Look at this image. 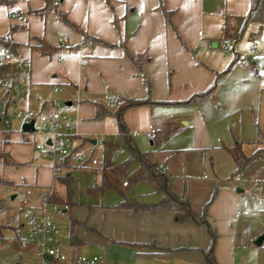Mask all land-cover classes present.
<instances>
[{"label": "crops", "instance_id": "0c3cea01", "mask_svg": "<svg viewBox=\"0 0 264 264\" xmlns=\"http://www.w3.org/2000/svg\"><path fill=\"white\" fill-rule=\"evenodd\" d=\"M225 1L109 0L107 4L105 0H9L6 5L0 4V37L13 26H23L11 34V39L18 44L15 55L18 64L22 62L27 66L10 76L11 55L9 62L2 61L0 56V65L8 64L0 90L6 82L22 73L27 74L25 83L17 89H3L8 93L7 105L11 113L24 118L21 133H35L37 116L50 115L63 102L66 108L62 111L66 113L61 111L60 125L65 132L60 133L78 154H82L79 151L85 148L89 137L102 133L108 124L104 121L108 116L95 119L94 105L105 106L101 100L107 94L118 100L149 99L148 103L128 108L123 114L131 136L136 132L145 137L149 128L158 127L159 120L153 118L155 107L163 106L172 119L171 130L185 131L194 149L208 153L200 172L208 162L214 179L204 181L197 192H192L190 181L186 189L185 179L180 186L174 183L166 165L158 166L150 159L151 163L168 172V189L176 196L187 197L195 213L201 214L206 207L208 224L216 234L213 248L216 264H264V157L236 175V164L229 152L239 146L247 157L263 147L264 20L245 22L249 0L241 1V9L232 2L236 11L221 9ZM45 6L48 10L43 15L33 13ZM157 7L161 10H156ZM262 8L264 18V0ZM53 10L63 13L77 29L60 22ZM216 17L223 20L217 29ZM203 27L207 29L206 35L200 31ZM83 33L87 35L86 40ZM224 41H232L235 51L224 53L233 57L229 62L223 61L226 65L221 70L219 57L214 58L212 53L207 57L203 53L206 45L208 49L221 50L219 45ZM254 50L258 51V57ZM137 56L141 61L139 69L133 63ZM238 58L245 60L244 68L236 66ZM214 83L217 85L212 94L193 100ZM28 112L35 114L33 120L28 121ZM5 115L4 111L0 118L7 120V125L0 128L3 138L6 137L0 153L8 156V163L4 164L0 158V184L25 186L26 190L35 188L31 191L33 205L51 195L58 201L57 205L66 206L59 214L68 216L67 239L64 238L66 232L59 229L53 219L56 211L50 212L58 231L51 242L56 250L66 255L91 257L97 256L90 251V246H95L100 250L98 257L105 264H205L203 253L209 248L211 239L203 225L188 220L177 222L171 212L154 215L147 211L117 209L115 206L119 202L109 206L75 203L70 198L72 193L66 199L56 196L53 190L41 196L38 187L52 189L53 180L60 182L57 177L66 173L53 175L50 160L47 168L30 170L23 166L9 171L8 165L15 166L29 159L27 149L13 146V143L33 141V136L31 139V135L21 134L19 138ZM31 121L33 130H23V125ZM38 128L47 129L42 134V142H36L33 149L38 151L37 146L44 145L51 150V129L42 128L40 123ZM67 137L73 139L68 141ZM103 145L112 147L114 143L105 141ZM38 154L48 159L49 155L44 157L39 151ZM222 160L226 170L215 174L213 166ZM78 162L70 161L68 175L72 185L71 172L79 168ZM6 165L5 173L1 167ZM135 168L136 165L130 172ZM101 174L113 186V176L103 169L100 178ZM185 175L186 169L182 177ZM233 175V180L224 182ZM87 189L88 196L98 194L88 193ZM210 195L211 202L205 204ZM15 197L13 194L11 199ZM127 197L139 201L135 195ZM160 197L161 194L155 201ZM27 226V237L20 236L24 227H19L18 236L13 239L19 247L22 246L18 241L30 235L28 223ZM123 243L141 247H128ZM32 247L38 251L40 259L37 245Z\"/></svg>", "mask_w": 264, "mask_h": 264}, {"label": "rangeland", "instance_id": "374dc122", "mask_svg": "<svg viewBox=\"0 0 264 264\" xmlns=\"http://www.w3.org/2000/svg\"><path fill=\"white\" fill-rule=\"evenodd\" d=\"M241 1L243 0H226L225 4L222 5L221 9L225 8V10L227 11H236V8H232V2H236V4H238L236 5V7H239L241 9ZM156 10L161 9L157 7ZM162 19L164 22L167 21L166 17L164 16ZM214 21L216 23L217 29L219 28V26L222 25L223 20L220 17H216ZM250 25L249 27H251ZM248 29L249 28H246L247 31ZM200 31L203 32L205 35L207 33V29L204 27L200 29ZM247 31L245 33H247ZM224 42L231 43L232 41ZM254 52L255 55L258 57V51L254 50ZM210 53H212V56L214 58H220L219 65L221 66V70H224L226 65L223 64V61L227 59L229 62L232 60L233 57L231 55H228L229 57L225 56L224 52L218 49H212L210 47L208 49L206 45L203 56L208 57ZM10 63L12 64L8 72L10 76H15V74H18L21 70H23V68L27 66V64L24 65L22 62L18 64L17 57L15 56H11ZM13 80L14 79H12L11 81ZM3 89L0 90V118L2 117L3 112L5 111V116L9 119L10 122V128L18 134L19 138L21 134L31 135V139L33 136V141L26 143H13V146H18L27 149V151L29 152V159L15 166L13 164L8 165L9 171H12L14 168V170L20 169L23 166L28 167V169L30 170H35V168L37 167L47 168L50 167V165L47 164L48 160H50L49 162L51 163L52 168L53 161L51 156H46L48 159L41 158L38 154V151H35L33 149V145H35L36 142H42V134L45 133L47 128L38 130L39 122L37 121L35 125V133H21L20 129L23 124L24 118L20 117L18 113H11V108H8L7 105V99L9 98L8 93H6ZM110 95L111 94H107L106 96L111 97ZM104 100L105 99L101 100V102L106 104L105 106H107V108L111 110L113 102ZM59 107H61L62 110H65L66 108L63 102L60 104ZM155 109L156 110L154 112L155 114L153 118L159 120L160 125H158V127L165 130L164 134L158 136V138L152 141V143L150 144V141L144 136L139 135V133L133 132L132 136L136 143V146L142 152H151V160L155 162L158 166L166 165L170 174L173 176L174 183L182 186L183 179H185L184 181L186 189L187 184L190 181V185H192V192H197V189L201 187L204 181H211L212 179H214L211 167L208 162L205 163L204 171L200 172V169H202V161H204L205 159V161H207L208 153L203 150L197 151L196 149H194L191 137L189 134H186L185 131L180 132L176 130H171L172 119H169L168 112L163 110V106L158 105L155 107ZM62 112L63 114L66 113L65 111ZM104 121H106L108 124L104 127L102 133L90 136V141L87 143L85 148H82L79 151L84 156V159L78 162L77 166L79 168L71 172V176L74 179L72 185L73 191L72 195L70 196L71 200L75 203L81 204H102L109 206L115 205L120 202L121 193L124 196L135 195V197L142 202H154L160 196V194L157 192H153L146 182L129 184L128 188H122V182L126 181L127 174L130 172L131 169L134 168L135 165L132 164L128 167H124L122 165L123 162L128 158L129 154L126 149L118 145L119 143L115 139L116 126L114 119L111 116H108L104 119ZM175 127L178 128L177 125H175ZM59 131L61 133L65 132L62 131L61 128L59 129ZM105 141L113 142L114 145L112 147L108 145L105 146L103 145ZM92 160H94L96 164L92 165ZM82 164L84 166H82ZM225 166L226 163L224 160H222V162L217 161L215 162L212 170L215 174L223 173V171L226 170ZM1 168H3L4 172L6 173L8 169L7 165L2 166ZM102 169L103 171L105 170L106 173L111 174L113 176L114 179H111V183L113 184V186H115V189L106 190L101 196L98 194L88 196L85 192V189L93 187L100 183V172ZM184 169H186L185 178L182 177V172H184ZM64 170L65 172L63 174L69 173L70 169L64 167ZM204 175L206 178H204ZM233 178L234 175L228 177L225 181H223L229 182L233 180ZM7 189L12 192L9 194L3 192V190ZM33 189L35 188H31L30 191H33ZM25 190V186L9 187L0 184V264H35L38 263L40 260L38 258V251L36 249H32V245H35V242H30L24 248H22L17 246L13 241L15 236H18V233L16 232L19 227H24V232H21L20 236L22 238H24L25 236L27 237V234H25L28 229L27 223L24 219H22L21 215L18 213L20 198L25 194ZM38 190L41 196H43L44 193L53 190L56 196L62 199H66L67 197L64 186L60 184V182H58L57 180H53L52 189L38 187ZM148 192H151L153 194L148 195ZM13 194H16V197L14 199H11V196ZM211 197L212 196L210 195L209 200L205 204H207L209 201L211 202ZM59 213L60 210L56 211L55 218L53 219L54 221H56L59 229L61 228L63 232H66L64 238L67 239V236L69 234V224L67 223L66 219H68V216H60ZM90 251L91 255H100V250L95 246H90Z\"/></svg>", "mask_w": 264, "mask_h": 264}, {"label": "trees", "instance_id": "16d2710c", "mask_svg": "<svg viewBox=\"0 0 264 264\" xmlns=\"http://www.w3.org/2000/svg\"><path fill=\"white\" fill-rule=\"evenodd\" d=\"M108 4L109 0H105ZM9 0H0V4H8ZM263 7V0H249V11L246 16L245 22L248 21H258L264 20L262 16V8ZM47 7L45 6L39 11H34L38 15H43L47 11ZM56 13L57 19L62 22L63 24L71 27L72 29H77L75 25H73L63 13H60L58 10H53ZM23 26H13L10 28L9 32L4 36L0 37V46L4 48L11 56H15L17 53V46L18 44L12 41L11 34L14 31L21 29ZM84 38L86 40L87 35L84 34ZM90 39V37H89ZM92 39V38H91ZM97 42L104 43L98 39L93 38ZM42 44L45 45L44 42ZM52 49V47H48ZM138 56L133 59V63L135 64L136 68H140L141 61H138ZM142 60L146 61V57H142ZM8 64H1L0 65V86L2 85V78L6 74ZM217 83H214L209 90L204 93L197 94L193 97L198 98L204 96L206 94H212L214 88L216 87ZM192 100V99H191ZM149 99H142V100H132V99H120L115 100L112 104V109L109 110L107 107L99 104L94 103L95 105V119H100L105 116H111L114 119L115 126H116V134L115 138L117 142L127 150L129 156L123 162V166H128L130 164H135L136 168L131 171L126 176V184H134L137 182L144 181L152 188L153 192H157L161 194V197L153 202V203H142L137 201L133 197L122 196L121 201L115 206L117 209L128 210L130 212H139V211H147L151 212L154 215H158L163 212H171L174 214V218L177 222H181L184 220H188L193 222L196 225H203L207 229L211 243L209 248L203 253L205 264H216L215 259L213 256V248L216 240L215 232L210 228L207 217H206V207L201 214L195 213L189 204L187 197L185 196H176L168 189V182L170 180V175L168 172L163 169L154 166L151 163V153L150 152H142L140 151L135 142L133 137L128 133L126 129L125 122L123 120V114L126 109L139 106L145 103H148ZM6 135V133H5ZM65 140V136L62 135ZM6 137L4 136L3 142H5ZM72 137H67L68 141H71ZM66 142V141H65ZM66 145L68 147L69 153L65 158L62 165H65L66 168L71 167L70 161L78 162L76 157L78 152L76 148H72L69 144ZM230 154L232 155L234 162L236 164V169L234 174L239 175L240 173L244 172L248 169L252 163L256 162L257 160L264 157V143L261 149L256 150L251 156H244L241 152L239 146H235L229 149ZM71 157V158H70ZM0 158L2 159L4 164L8 163V156L5 153H0ZM83 165V164H82ZM57 179L63 184L67 198L72 193V180L69 177L68 173L63 176L57 177ZM113 189V186L110 184L109 180L104 174H101L100 184L95 185L87 189L88 193H98L102 194L104 191ZM48 202L58 204V201L54 199L51 195L47 198ZM63 206V205H62ZM123 245L128 247H141V245L137 244H127L123 243ZM143 246V245H142Z\"/></svg>", "mask_w": 264, "mask_h": 264}, {"label": "built area", "instance_id": "2783aa9c", "mask_svg": "<svg viewBox=\"0 0 264 264\" xmlns=\"http://www.w3.org/2000/svg\"><path fill=\"white\" fill-rule=\"evenodd\" d=\"M56 1V0H54ZM220 49L224 53L234 52V46L231 43L222 42L219 45ZM0 56L2 61H7L10 58L9 53L2 47H0ZM236 66L239 68H244L246 66V62L242 58H238L236 60ZM27 74L22 73L15 80L6 82L4 84L5 89H17L19 86L23 85L26 81ZM40 100V98H38ZM105 100L109 102H114L115 100L110 97H105ZM62 108L57 106L50 115H38V121L42 128L49 127L51 129V150H48L44 145H38L37 149L41 155H49L53 161V174H63L65 172L63 167V162L67 157L69 150L66 145L62 134L59 129L60 125V115ZM35 114L33 112H28L27 117L28 121L33 120ZM7 125V120L0 119V128L2 126ZM163 133V129L160 127H151L145 132V137L154 141ZM3 134L0 131V149L3 146ZM76 159L78 161H82L84 156L82 154H78ZM91 164H96L94 160L91 161ZM122 186H126V183H123ZM5 193H11L9 189L3 190ZM66 209V206H62ZM62 207L55 203H50L48 200H44L38 205H33V201L31 199V191L26 190L25 194L21 196L18 212L21 217L29 224L30 226V235L28 238L19 240L18 243L20 246L25 247L30 242H35L39 249L40 260L35 264H105V261L98 256L86 257L81 254H72L66 255L58 250H56L53 246H51V242L53 240V236L57 234V227L53 223L50 212L60 210ZM49 259V260H48Z\"/></svg>", "mask_w": 264, "mask_h": 264}, {"label": "water", "instance_id": "95a60500", "mask_svg": "<svg viewBox=\"0 0 264 264\" xmlns=\"http://www.w3.org/2000/svg\"><path fill=\"white\" fill-rule=\"evenodd\" d=\"M23 130H27V131L33 130V122L31 121L28 124L23 125Z\"/></svg>", "mask_w": 264, "mask_h": 264}]
</instances>
